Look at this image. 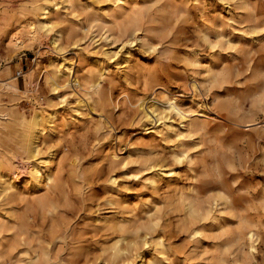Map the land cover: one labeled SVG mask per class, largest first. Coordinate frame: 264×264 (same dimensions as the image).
Returning a JSON list of instances; mask_svg holds the SVG:
<instances>
[{"label": "rangeland", "instance_id": "374dc122", "mask_svg": "<svg viewBox=\"0 0 264 264\" xmlns=\"http://www.w3.org/2000/svg\"><path fill=\"white\" fill-rule=\"evenodd\" d=\"M43 1L0 0V170L18 167L22 190L48 159L56 180L39 188L52 210L0 189L1 220L30 224L20 264H264V0H50L49 33L33 28ZM62 61L80 76L99 63L110 84L52 91ZM177 93L182 115L160 103ZM53 110L74 126L27 156L20 114ZM112 218L129 227L115 260L97 222Z\"/></svg>", "mask_w": 264, "mask_h": 264}, {"label": "bare ground", "instance_id": "6f19581e", "mask_svg": "<svg viewBox=\"0 0 264 264\" xmlns=\"http://www.w3.org/2000/svg\"><path fill=\"white\" fill-rule=\"evenodd\" d=\"M118 1L119 3L124 5L128 3V0H118ZM138 8L139 7H137V5H132L127 9V16L129 19L128 25L134 29H138L142 26L138 16V10H139ZM32 9L33 11L39 12L36 20L33 21V28L38 32L42 31L44 33H49L51 31V23L48 16L50 10V0H44L41 5H37V3H35ZM57 37L58 34H56L54 38L56 39ZM193 63L196 64L195 61ZM51 65H52V69L49 72H47L46 82L50 84L52 91L55 92L61 87H67L69 83H71L70 77L73 81V85H76V87L79 86L80 83H83V85L81 84L82 86H84L83 89L87 94L90 95L92 92L94 93L97 92V90H99V87L104 81H107L110 84V82L108 81L109 78L107 77V74L104 72L102 68L99 67L100 66L99 63H96L95 65L96 75L93 74V71L91 69H88L84 73H82L81 76L79 75L80 72L76 71L74 68H72V66L69 67L65 66L63 64V61L61 63H56V64L51 63ZM205 72L208 75L210 74V66H205ZM79 78L82 79V82L80 81V83H79ZM5 88L11 90L16 89L18 91V88L16 87L15 83L14 84L6 83ZM30 90H31L30 86L26 88V92ZM98 93L100 95L99 100H104L103 92L98 91ZM175 96L176 97L170 98L167 97L166 95V97H164L163 101H161L160 103L166 105L170 110L176 112L177 114L182 115L184 113L181 111V106L178 103L179 101L177 100V97H182L183 95L177 93L175 94ZM139 102L140 104H142L143 99H139ZM19 118H20L21 128L23 131V136L20 144L21 149L24 153L27 154V156H31V157L36 156L35 155V153L37 152L36 141L39 139L40 136H42V138L45 139V137H52L53 135H58V136L62 135V132L64 131L65 127L74 126L75 123V121L67 122L66 119L62 118L61 116H58V114L54 112V110L48 113L46 118L42 117L37 112H31L29 115L22 112ZM7 120L8 117L4 114H1L0 111V122H1L0 124L3 125L4 122L7 123L6 122ZM1 127L4 128V126ZM170 130L171 128L168 126L166 128L165 133L169 132ZM49 164L50 163L48 159H42V161L38 163H35L34 161L31 164L32 169H30L29 171L30 180L28 182L26 181L23 188L21 187L22 190L15 188L14 186V183L16 181L15 180L16 175L15 172H13V170L17 169L18 167L13 166L12 168L6 169L5 171L0 170V189H1V193L5 195V199H7L8 201H12L13 198L17 197L20 201L24 202L25 204L24 206L26 208H33L37 206L38 208L40 207L41 209H44L47 207L49 208L52 207L51 206L53 204L52 200H54V198L52 199L47 191L42 190L43 193L39 191L40 190L39 188H43L42 186L50 187L56 181L54 175H52L49 172ZM166 175L167 177H171L172 172L170 171ZM155 178L156 176H152V178L148 181L149 185L153 186L156 184ZM170 188L171 185H167V189ZM11 190H14V194L12 192L10 193ZM175 190H176L175 188L170 189V191H175ZM193 204H196V202H194ZM31 211L32 209L30 210V212ZM48 212H50V210H48ZM97 222H99L100 224L99 225L100 230L109 232V234L106 235L104 238L107 241L108 238H111V241L109 240L110 242L107 241L103 242L104 245V248L102 249L103 252H107V251L110 252V256L112 257L113 260L129 252L130 248L128 245H126L125 247H119V243L122 240L123 241L125 240L126 234L129 231L127 221L125 220L120 221L118 219L112 218V219H99ZM29 225H30L29 222L27 220L26 221L24 220L23 215L20 216L19 218L17 217L14 221L11 220L3 221L0 218V232H5V233L10 232V235L6 236L5 240L0 242V258L3 259L2 264L21 263L20 255L24 251L17 250L18 247L21 246V242H20L21 240L20 241L18 240V236L20 237V235L27 233L29 230L28 229ZM212 225H214V223ZM114 233H119V234L117 236H114ZM109 243L111 244L109 245ZM218 260L220 261V259ZM219 261L218 263H220ZM124 262H126V264H130L127 258L123 261V263Z\"/></svg>", "mask_w": 264, "mask_h": 264}]
</instances>
